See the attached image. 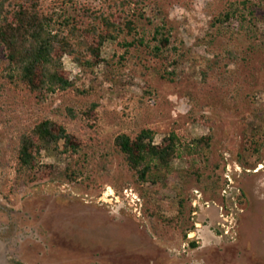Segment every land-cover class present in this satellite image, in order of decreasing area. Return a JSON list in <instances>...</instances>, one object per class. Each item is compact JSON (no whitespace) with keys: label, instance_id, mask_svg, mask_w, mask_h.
Returning a JSON list of instances; mask_svg holds the SVG:
<instances>
[{"label":"rangeland","instance_id":"obj_1","mask_svg":"<svg viewBox=\"0 0 264 264\" xmlns=\"http://www.w3.org/2000/svg\"><path fill=\"white\" fill-rule=\"evenodd\" d=\"M241 1L229 9L245 19L215 23L226 0H146L132 11L135 30L106 41L96 66L64 54L73 87L44 102L3 77L0 48V264H264V0ZM158 29L170 39L160 52ZM134 39L144 44L127 53ZM44 118L63 123L81 147L43 148L20 178L15 147ZM143 128L155 130V143L172 132L182 140L160 189L135 181L115 143ZM201 137L209 144L196 146ZM228 163L241 167L233 180L244 197L233 237L221 236L215 205L188 212L184 229L164 223L161 215H178L180 193L194 207L196 189L228 212Z\"/></svg>","mask_w":264,"mask_h":264},{"label":"trees","instance_id":"obj_2","mask_svg":"<svg viewBox=\"0 0 264 264\" xmlns=\"http://www.w3.org/2000/svg\"><path fill=\"white\" fill-rule=\"evenodd\" d=\"M107 1L104 7L96 9L79 0H0V48L7 52L3 77L15 88L30 91L39 102L46 101L53 93L73 87L69 73L63 66V55H71L83 66H96L103 60L102 48L105 42L116 39L124 32L131 34L135 30L137 16V13L132 12L133 9L141 13L146 7V0ZM226 1L221 16L214 17L215 23L229 21L234 13L246 18L241 9H229L236 0ZM246 2L241 1L244 8ZM250 13L254 14L255 10L252 9ZM167 32L157 30L159 43L155 46L156 52L169 44ZM227 32L233 39L234 35ZM141 44L144 43L139 39L127 43V53ZM229 51L230 58H234L235 51ZM68 110L72 114V107ZM83 113H87L86 110ZM155 134L151 128H143L136 137L120 133L115 143L124 154L135 181L149 182L154 188L160 189L170 179L172 162L178 156L182 140L176 132H172L161 143H155ZM73 136L63 123L53 118H44L32 129L21 133L15 147L18 177L35 169L43 148L76 153L81 146L74 141ZM204 141L209 144V137L197 139L195 145L200 146ZM196 173H199L196 169L188 171L189 175ZM239 200L243 204V194L239 195ZM189 204L180 193L178 215H161L164 223L184 229L187 213L195 210ZM193 226L187 225L186 234ZM191 244L197 246V241L193 239Z\"/></svg>","mask_w":264,"mask_h":264},{"label":"built area","instance_id":"obj_3","mask_svg":"<svg viewBox=\"0 0 264 264\" xmlns=\"http://www.w3.org/2000/svg\"><path fill=\"white\" fill-rule=\"evenodd\" d=\"M235 170L240 171L241 167L239 165L235 166ZM233 166L228 163L226 166V170L224 173V177L226 179V186L223 189V195L226 197L227 202L230 205V210L228 212L225 211V206L223 204L211 203L208 200H203V193H201L198 189L195 190L196 197L194 198L193 205L195 207L194 214L198 213V209L200 207L210 208L212 205H215L218 210V225L220 226L221 236H234L235 228L237 225V215L239 211H243V207L240 205L239 194L240 190H235L233 174L234 171ZM201 201L203 204L201 205ZM198 228L200 223H196ZM191 234H196L190 233Z\"/></svg>","mask_w":264,"mask_h":264},{"label":"crops","instance_id":"obj_4","mask_svg":"<svg viewBox=\"0 0 264 264\" xmlns=\"http://www.w3.org/2000/svg\"><path fill=\"white\" fill-rule=\"evenodd\" d=\"M202 231H203V230H202ZM210 233H211V234H210ZM204 234H206V233H204ZM207 234L212 235V236H216L215 233H213L212 231L209 232V233H207Z\"/></svg>","mask_w":264,"mask_h":264},{"label":"flooded vegetation","instance_id":"obj_5","mask_svg":"<svg viewBox=\"0 0 264 264\" xmlns=\"http://www.w3.org/2000/svg\"><path fill=\"white\" fill-rule=\"evenodd\" d=\"M9 264H11V262Z\"/></svg>","mask_w":264,"mask_h":264}]
</instances>
